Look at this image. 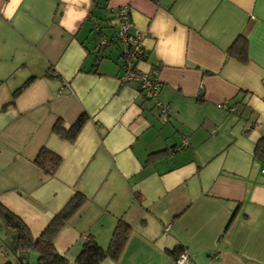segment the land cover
Wrapping results in <instances>:
<instances>
[{"label": "crops", "instance_id": "1", "mask_svg": "<svg viewBox=\"0 0 264 264\" xmlns=\"http://www.w3.org/2000/svg\"><path fill=\"white\" fill-rule=\"evenodd\" d=\"M123 4L144 33L136 67L155 68L165 120L136 82H120L118 51L99 61L87 51L92 0H0V203L37 236L82 193L53 240L70 261L85 236L105 247L121 218L130 233L120 257L100 264H175L167 251L177 246L188 264H264V162L254 155L264 0H108ZM241 37L245 61L229 53ZM82 113L74 139L52 131ZM42 146L61 158L53 174L33 162ZM17 254L0 219V264Z\"/></svg>", "mask_w": 264, "mask_h": 264}, {"label": "trees", "instance_id": "2", "mask_svg": "<svg viewBox=\"0 0 264 264\" xmlns=\"http://www.w3.org/2000/svg\"><path fill=\"white\" fill-rule=\"evenodd\" d=\"M123 5L110 7L108 5V0H92V5L88 14L91 25L90 30L92 31V44L91 47H87V51L93 53L95 61L110 57V52L112 50H117L119 52L118 56L122 58V43L117 35L119 17L116 10ZM101 39H105V41L98 45ZM229 53L241 61L247 60L248 53L245 37H241L239 41L234 42ZM145 57L146 53L144 52L142 59L139 61L144 60ZM29 80L30 79L26 80L16 89L13 93L11 102H13L16 94L29 82ZM86 119L87 115L82 113L72 123L65 125L63 120L58 117L52 126V131L62 138L72 140L75 138ZM254 155L261 162H264V136H261L256 141ZM60 161V156L47 149L45 146L39 148L33 159L36 166L48 175L55 172ZM85 200L86 197L82 193L75 191L65 204L55 212L37 236L32 234L29 226L18 214L0 203V219L6 227L16 234V244L18 248L16 260H7L3 264H25L24 253L28 252V250L36 251V264H100L106 258L118 260L130 233V226L121 218L117 220L109 242L105 247L101 246L93 237L85 236V240L79 252L72 261L56 250L53 243L54 237L68 219L79 210ZM183 249V247L177 246L175 249L168 250L167 252L176 259Z\"/></svg>", "mask_w": 264, "mask_h": 264}, {"label": "built area", "instance_id": "3", "mask_svg": "<svg viewBox=\"0 0 264 264\" xmlns=\"http://www.w3.org/2000/svg\"><path fill=\"white\" fill-rule=\"evenodd\" d=\"M128 6L123 5L116 10L119 17L117 35L122 43V72L119 80L122 83L136 82L138 89L147 98L154 99V108L158 115L165 120L170 111V106L158 98V90L160 81L157 77L155 68L142 70L136 67V63L142 59L145 52L142 45L143 32L139 30H131L132 21L128 14ZM105 39H101L99 44L104 43ZM69 88V85L64 81V85ZM61 89L59 90V92ZM228 111H233V107L227 104L218 103L217 105ZM189 253L183 249L175 259V264H188Z\"/></svg>", "mask_w": 264, "mask_h": 264}, {"label": "rangeland", "instance_id": "4", "mask_svg": "<svg viewBox=\"0 0 264 264\" xmlns=\"http://www.w3.org/2000/svg\"><path fill=\"white\" fill-rule=\"evenodd\" d=\"M116 51L117 50H112L111 54L115 55ZM4 231L5 230H1V233H2L3 236H5L6 243L10 244L8 242V237H7V235H6V233ZM6 243L2 242V246H5L9 250V247H7ZM10 250H12V249H10ZM24 254H25V259H24L25 264H36L37 253H36L35 250H28V252H26Z\"/></svg>", "mask_w": 264, "mask_h": 264}]
</instances>
